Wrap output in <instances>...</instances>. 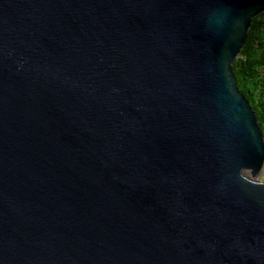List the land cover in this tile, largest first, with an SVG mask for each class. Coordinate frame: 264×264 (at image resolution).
<instances>
[{"label":"water","instance_id":"95a60500","mask_svg":"<svg viewBox=\"0 0 264 264\" xmlns=\"http://www.w3.org/2000/svg\"><path fill=\"white\" fill-rule=\"evenodd\" d=\"M264 0H0V264H264V135L232 64Z\"/></svg>","mask_w":264,"mask_h":264},{"label":"trees","instance_id":"16d2710c","mask_svg":"<svg viewBox=\"0 0 264 264\" xmlns=\"http://www.w3.org/2000/svg\"><path fill=\"white\" fill-rule=\"evenodd\" d=\"M232 71L238 90L253 108L264 135V12L251 20Z\"/></svg>","mask_w":264,"mask_h":264},{"label":"rangeland","instance_id":"374dc122","mask_svg":"<svg viewBox=\"0 0 264 264\" xmlns=\"http://www.w3.org/2000/svg\"><path fill=\"white\" fill-rule=\"evenodd\" d=\"M261 181H264V171H263V173H262V175H261V179H260Z\"/></svg>","mask_w":264,"mask_h":264}]
</instances>
